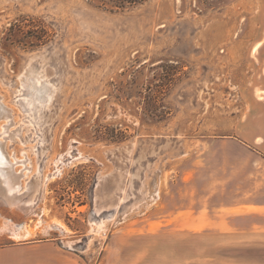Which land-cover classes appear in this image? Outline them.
Listing matches in <instances>:
<instances>
[{
  "label": "rangeland",
  "instance_id": "1",
  "mask_svg": "<svg viewBox=\"0 0 264 264\" xmlns=\"http://www.w3.org/2000/svg\"><path fill=\"white\" fill-rule=\"evenodd\" d=\"M262 80L264 0H0V246L264 264L263 236L150 223L247 195L257 157L228 135Z\"/></svg>",
  "mask_w": 264,
  "mask_h": 264
},
{
  "label": "crops",
  "instance_id": "2",
  "mask_svg": "<svg viewBox=\"0 0 264 264\" xmlns=\"http://www.w3.org/2000/svg\"><path fill=\"white\" fill-rule=\"evenodd\" d=\"M263 81V80H262ZM264 87V81L262 83ZM257 91L256 96L263 101L252 99L248 104L249 109L244 118V131L240 130L229 134L231 141L245 146L253 155V161L248 163L247 183L241 190H246L247 195L242 196L235 203L221 205L214 213L201 211L198 215L190 214L191 205L181 202L180 205L167 211L164 216L155 215L150 217V223L165 225V228L180 230L183 234L190 233V224H198L199 230L193 232L199 236L213 234L214 238H223L229 246L239 243H249L257 237L264 239V89ZM240 122V120H239ZM243 128L241 123H238ZM257 160V161H255ZM233 189V185L231 186ZM238 190L239 188L236 187ZM205 209V208H203ZM207 223L209 225H207ZM209 226L210 228H206ZM11 228H9V231ZM16 231V230H13ZM8 235V234H7ZM25 246H0V264H79L78 259L69 253L59 251L51 254L41 253L39 256H20L16 250H25ZM43 252V251H41ZM131 260L123 259L122 248H108L104 253L100 264H147L143 253L135 252ZM189 259L187 263L189 264ZM152 264H184V262H169L167 259H157ZM217 264V263H213Z\"/></svg>",
  "mask_w": 264,
  "mask_h": 264
},
{
  "label": "bare ground",
  "instance_id": "3",
  "mask_svg": "<svg viewBox=\"0 0 264 264\" xmlns=\"http://www.w3.org/2000/svg\"><path fill=\"white\" fill-rule=\"evenodd\" d=\"M13 177V176H12ZM16 177V176H15ZM14 180V179H12ZM13 182V181H12ZM13 184L11 182H9L7 184V190L11 191L13 189ZM11 230V229H10ZM12 234V237L14 238H22V237H27L31 232L28 229H24L22 231H10Z\"/></svg>",
  "mask_w": 264,
  "mask_h": 264
}]
</instances>
